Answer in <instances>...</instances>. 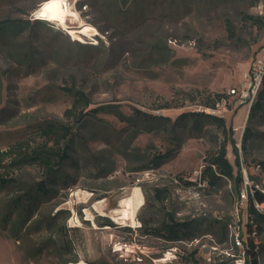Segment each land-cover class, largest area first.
Instances as JSON below:
<instances>
[{"label":"rangeland","instance_id":"obj_1","mask_svg":"<svg viewBox=\"0 0 264 264\" xmlns=\"http://www.w3.org/2000/svg\"><path fill=\"white\" fill-rule=\"evenodd\" d=\"M43 2L0 0V177L11 180L0 188V264H249L231 236L245 231V176L264 189V105L248 118L250 107L229 90L264 48L255 21L264 0H67L64 26L35 21H44ZM80 22L97 33L67 29ZM76 90L89 105L68 118ZM215 93L225 97L205 107ZM101 106L108 110L79 119ZM135 109L171 121L207 113L223 118L226 132L203 116L176 133L150 129ZM49 121L72 127L70 156L46 183L51 193L20 210L15 200L46 178L37 164L15 163L44 142ZM223 142L234 179L210 187L200 172ZM168 213L197 225V237L156 236ZM262 227L255 239L264 244Z\"/></svg>","mask_w":264,"mask_h":264},{"label":"trees","instance_id":"obj_2","mask_svg":"<svg viewBox=\"0 0 264 264\" xmlns=\"http://www.w3.org/2000/svg\"><path fill=\"white\" fill-rule=\"evenodd\" d=\"M35 21L37 23H48L46 21H39L36 19ZM255 21L258 22L260 26H263L264 16L256 17ZM7 27L8 26H5L3 29L7 30ZM13 29L17 30L16 27H13ZM11 33L13 34L14 31ZM72 96L74 97L73 103L71 105L72 107L65 111V115L68 118H70V116L72 115H75L76 107L78 105H89V101H87L85 94L81 91H74L72 93ZM224 97L225 95L221 93H215L213 99L205 103V107L212 109L215 108L216 104L220 102ZM263 105L264 77L261 82L260 90L258 91L254 102L249 108L248 118L252 114H254V112L262 109ZM89 110L90 111H79V119L83 118L85 114H91V116H95L98 112H106V110L108 109L105 106H101ZM113 114L117 117L121 116L118 111H113ZM135 114V118L146 124L148 128L151 129L155 128L154 126H157L162 128L163 130H169L170 133H176V128H178V126L186 121L187 117L189 116H192L193 120L195 121H197L199 117L202 116L211 118L217 123V125H219L223 132H226L225 121L223 118L214 117L203 112L181 113L174 121H171L169 117L155 116L149 113L142 112L138 109H135ZM40 133L44 138V142L40 145H37L36 147H32L29 152L22 153L15 164H37L42 168L46 179L44 182L37 183L34 187L35 189L33 190L34 193L32 195L29 194L25 196L22 202L15 200L14 205L18 206V209L20 210H22L27 203L31 204L32 201H34V199H36L37 197H46L51 193L46 183H48L50 180H53V178L60 171L63 162L67 161L70 156V147L67 144V138L72 135V127L59 121H49L42 127H40ZM250 135V132L246 128L242 136V147L245 146ZM158 156L159 158L156 159V161L161 162L171 157V154H159ZM257 165L261 168V170L264 171V161H259ZM224 179H234L233 167L227 158L226 142H223L218 150L206 159V163L200 172V180L205 182L210 187L218 186ZM241 183L242 179L240 176H238L237 184L239 185ZM10 184L11 180L0 177V188H6ZM253 190L254 197L249 198L245 209V231L247 236L245 253L252 264H257L258 255L264 252V244L259 243L255 239V235L260 234L263 231L262 225H264V194L257 190L255 187H253ZM163 192L164 189H159L157 190L156 194L159 198H162L161 193ZM254 201L260 205L262 210L256 208ZM24 212H29V208L24 210ZM5 219L6 218L4 217V220ZM151 230L156 236L167 241H190L197 237V225H195L192 221H179L169 213L166 215L165 219L162 220L158 227H155ZM196 253L197 251L193 250L190 253V257L193 258Z\"/></svg>","mask_w":264,"mask_h":264},{"label":"built area","instance_id":"obj_3","mask_svg":"<svg viewBox=\"0 0 264 264\" xmlns=\"http://www.w3.org/2000/svg\"><path fill=\"white\" fill-rule=\"evenodd\" d=\"M263 77H264V48L262 49V53L260 57L257 58L256 61H254L249 66L248 70H245L242 73V77L238 82V84L229 90V94L233 95L237 99L238 104H244L247 107H250L251 104L254 102L258 91L260 90ZM253 187H255L257 190H259L264 194L263 188H259V186L256 183H254L253 181L250 182L248 177L245 176L243 180V186L239 192V201L244 209H246L249 198L254 197ZM254 204L257 209L262 210L257 202L254 201ZM245 224H246V220H245ZM246 238H247L246 231L240 233L239 228L237 227V230L234 231V233L231 236L232 248L239 249L242 251V254L246 255L245 253ZM247 259L248 261H250L248 257ZM249 264H252V262L250 261Z\"/></svg>","mask_w":264,"mask_h":264},{"label":"bare ground","instance_id":"obj_4","mask_svg":"<svg viewBox=\"0 0 264 264\" xmlns=\"http://www.w3.org/2000/svg\"><path fill=\"white\" fill-rule=\"evenodd\" d=\"M69 10L70 7L67 0H44V2L38 7L36 14L39 18L60 22L61 25L64 26L67 19L72 16L71 12L68 13ZM82 22L77 26H68L67 29L72 33L74 32L75 34H83L86 36H92L97 33V30L92 25Z\"/></svg>","mask_w":264,"mask_h":264}]
</instances>
